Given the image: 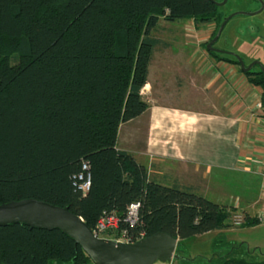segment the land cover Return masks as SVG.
<instances>
[{
    "label": "trees",
    "instance_id": "1",
    "mask_svg": "<svg viewBox=\"0 0 264 264\" xmlns=\"http://www.w3.org/2000/svg\"><path fill=\"white\" fill-rule=\"evenodd\" d=\"M161 19L215 22V36L224 18L212 0H0V204L34 198L68 207L91 229L112 212L133 239L156 232L178 238L182 258L172 260L194 264L180 253L183 240L229 227L235 208L161 184L117 147L120 125L148 108L140 91ZM243 73L264 96L263 71ZM83 162L86 193L76 184ZM134 201L138 222L130 225L124 216ZM243 216L242 225L259 223ZM226 255L205 264H264ZM0 264L93 263L61 230L15 222L0 226Z\"/></svg>",
    "mask_w": 264,
    "mask_h": 264
},
{
    "label": "crops",
    "instance_id": "2",
    "mask_svg": "<svg viewBox=\"0 0 264 264\" xmlns=\"http://www.w3.org/2000/svg\"><path fill=\"white\" fill-rule=\"evenodd\" d=\"M159 32L140 91L148 108L120 125L117 147L161 184L211 195L255 217L264 210V115L254 107L260 86L247 84L231 63L207 56L193 28L164 29L184 35L182 42ZM237 92L243 99L234 100Z\"/></svg>",
    "mask_w": 264,
    "mask_h": 264
},
{
    "label": "rangeland",
    "instance_id": "3",
    "mask_svg": "<svg viewBox=\"0 0 264 264\" xmlns=\"http://www.w3.org/2000/svg\"><path fill=\"white\" fill-rule=\"evenodd\" d=\"M216 1L220 2L222 0ZM219 11L224 19L231 14L234 15L225 24L213 47L227 52L226 54L219 53L221 55L232 56L230 54H234L239 56L245 66L258 62L264 70V0H226L223 5L219 6ZM158 27L159 36L167 37L168 39L172 38L176 42H182L183 39L181 37H184V35L180 33L168 34L164 32V29L172 27L178 29L193 28L196 31L195 37H193L194 40L197 38L196 44L203 48L207 56L214 58L207 53L205 43L214 37L215 22L197 25L189 19L175 22H166L161 19ZM175 31L177 32L176 29ZM231 64L235 68L236 75L243 77L247 84L258 86L249 81V77L241 71L239 64ZM252 68L257 72L261 71V68L256 64ZM221 75L223 76V74ZM249 76L253 75L250 74ZM259 89L262 92L254 107L262 111L264 115L263 88L260 86ZM236 97L234 100L243 99V95L240 92H237ZM195 192L212 199L211 195ZM235 213L242 214L241 212ZM232 216L233 214L229 218V227L210 234H199L183 240L180 245V253L184 256L193 257L194 264H203L205 262L204 259L214 258L213 254L217 252L226 253V256L231 258H240L251 262H264V222L254 225L241 224L234 226L232 224ZM155 264H177V262L171 260L170 262H157Z\"/></svg>",
    "mask_w": 264,
    "mask_h": 264
},
{
    "label": "water",
    "instance_id": "4",
    "mask_svg": "<svg viewBox=\"0 0 264 264\" xmlns=\"http://www.w3.org/2000/svg\"><path fill=\"white\" fill-rule=\"evenodd\" d=\"M212 1L221 6L226 0ZM233 15L225 17L221 22L215 36L206 44V49L217 53H227L214 48L213 44ZM230 55L236 58L242 72L249 71L255 63L264 72L260 63L253 62L245 66L239 56ZM15 222L24 223L30 228L61 230L74 241L75 245H79L83 249L93 264H155L182 258L175 253L178 238L167 233L156 232L135 242H122L98 237L94 235L86 222L79 215L70 211L68 207L34 198L12 200L0 204V226Z\"/></svg>",
    "mask_w": 264,
    "mask_h": 264
},
{
    "label": "built area",
    "instance_id": "5",
    "mask_svg": "<svg viewBox=\"0 0 264 264\" xmlns=\"http://www.w3.org/2000/svg\"><path fill=\"white\" fill-rule=\"evenodd\" d=\"M76 184L78 189L81 192L86 193L90 186V172L89 166L87 162H83L81 165V171L76 176ZM262 192L264 194V175L262 181ZM138 209H139V202L134 201L131 202L127 208L126 213L124 216V220L130 224L134 225L138 222ZM257 221L264 222V210L259 212L256 216ZM244 222V216L240 213H234L232 216V224L234 226H239ZM119 230V218L116 214L112 212L103 211L101 216L98 218L94 228L92 229L94 235L98 237L108 238L115 241H122V242H135L141 238H143V234H139L137 239H133L129 236L125 230H119V235L116 237H109L111 232Z\"/></svg>",
    "mask_w": 264,
    "mask_h": 264
},
{
    "label": "flooded vegetation",
    "instance_id": "6",
    "mask_svg": "<svg viewBox=\"0 0 264 264\" xmlns=\"http://www.w3.org/2000/svg\"><path fill=\"white\" fill-rule=\"evenodd\" d=\"M255 64H256V63H255ZM255 64H254V65H255ZM256 65H258V64H256ZM258 66H259V65H258ZM252 67H253V66H252ZM252 67L250 68V70H249L248 72H251V73H256L257 71L253 70V68H252ZM259 68H260V66H259ZM261 71H262V70H261ZM263 74H264V72H263Z\"/></svg>",
    "mask_w": 264,
    "mask_h": 264
}]
</instances>
